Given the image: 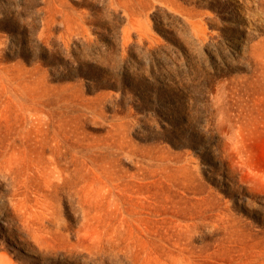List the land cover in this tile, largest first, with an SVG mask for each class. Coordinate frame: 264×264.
Instances as JSON below:
<instances>
[{"label": "rangeland", "instance_id": "374dc122", "mask_svg": "<svg viewBox=\"0 0 264 264\" xmlns=\"http://www.w3.org/2000/svg\"><path fill=\"white\" fill-rule=\"evenodd\" d=\"M0 262L264 264V0H0Z\"/></svg>", "mask_w": 264, "mask_h": 264}, {"label": "bare ground", "instance_id": "6f19581e", "mask_svg": "<svg viewBox=\"0 0 264 264\" xmlns=\"http://www.w3.org/2000/svg\"><path fill=\"white\" fill-rule=\"evenodd\" d=\"M0 264H5V263H3V262H0Z\"/></svg>", "mask_w": 264, "mask_h": 264}]
</instances>
